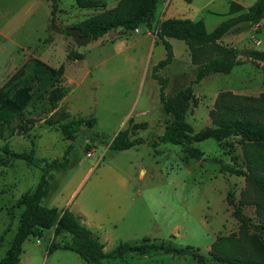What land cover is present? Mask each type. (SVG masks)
Masks as SVG:
<instances>
[{
    "label": "rangeland",
    "instance_id": "1",
    "mask_svg": "<svg viewBox=\"0 0 264 264\" xmlns=\"http://www.w3.org/2000/svg\"><path fill=\"white\" fill-rule=\"evenodd\" d=\"M119 1L84 8L75 0H57L52 16V0H0V87L9 96L26 87L30 95L21 119L0 120V156L34 151L60 160L68 151L69 165L52 172L55 186L42 203L78 215L99 236L106 253L121 243L164 242L204 257L157 249L106 258V264H231L219 260L220 250L215 253L213 246L231 244L235 251L249 253L252 244L264 245V230L253 226L263 224L264 200L245 176L222 172L207 158L218 156L247 169L248 157L264 156V147L257 149L240 136L222 142L210 138L195 144L204 152L195 160L180 145L158 142L166 116L153 66L167 50L152 36L157 23L169 17L203 18L211 31L230 16L231 2L249 7L256 0H162L153 28L141 25L127 34L111 31L85 45L65 32ZM167 40L177 59L160 74L168 78L166 93L172 96L191 82L197 66L190 62L183 40ZM223 42L264 50V20L256 28L224 36ZM55 88L66 93L52 107L49 96ZM224 91L264 95L261 64L246 59L230 73L211 74L194 84L196 102L186 119L194 130L214 125L211 111ZM79 118L96 122L83 123L72 140L61 124ZM129 118L149 123L138 132L151 143L110 148L114 136L129 126ZM41 176L40 169L22 159L0 166V260L17 232L24 197ZM237 206L249 223L238 219ZM74 245L71 234L44 230L41 237L31 236L24 243L18 264H87L71 249ZM259 250L264 254V247Z\"/></svg>",
    "mask_w": 264,
    "mask_h": 264
},
{
    "label": "trees",
    "instance_id": "2",
    "mask_svg": "<svg viewBox=\"0 0 264 264\" xmlns=\"http://www.w3.org/2000/svg\"><path fill=\"white\" fill-rule=\"evenodd\" d=\"M75 1L80 7L101 8L106 6L108 0ZM161 1L120 0L116 7L104 10L75 27L81 29L82 35L90 34L92 39L116 30L127 34L137 30L141 25L153 28ZM185 1L191 3L193 0ZM56 2L57 0H52V16L57 7ZM227 14L230 16L211 31L207 30L203 18L193 20L187 17L164 18L153 30L156 36L155 42H162L167 50L165 58L153 66V77L160 84L159 98L166 116L164 132L157 141L180 145L195 160H201L204 156V152L195 144L210 138L222 142L232 136H240L242 140L257 149L264 147V95L250 97L224 91L216 98L211 111L213 126L196 131L186 120L191 103L196 102L194 84L199 83L204 77L215 73H230L235 66L243 64L246 59L260 63L264 73V50L253 47L239 48L223 42L224 36L251 30L264 20V0H256L249 7L233 1ZM65 32L71 35L68 29H65ZM168 38L183 40L190 50L191 63L197 66L195 77L191 82L172 96L166 93L168 78L160 74V70L171 64L174 59L172 44L167 40ZM65 93L66 91L61 88L51 91L49 100L52 107H56L58 100ZM29 98L26 87L16 89L12 96L4 91V87H0V120L10 122L21 119L23 108ZM95 122V118L72 119L61 124V129L66 131L73 140L83 123L93 126ZM128 122L129 126L114 136L109 144L110 148L123 150L141 143H151V139L140 136L138 132L139 129L148 128V122H134L133 118H129ZM259 156L257 160L248 157L247 169L237 168L218 156L207 158V160L219 164L222 172L245 176L258 192V196L264 200V156ZM14 159L25 160L31 166L40 169L42 176L37 187L24 197L25 208L21 214L17 232L6 255L0 260V264H18L24 243L31 236L41 237L44 230L52 228L56 234L66 232L73 236L75 245L71 249L77 252L87 264H106L104 262L106 258L115 259L130 252L145 254L157 249L166 253L191 254L199 259L204 258L189 247H175L164 242L159 244L121 243L110 252H104V245L99 236L83 224L78 215L68 209L48 207L42 203L55 186L52 172L66 169L69 165L68 151L64 152L60 160L39 157L34 151H6L5 155L0 156V166H7ZM258 206L261 213L260 202ZM235 214L243 223H249V218L239 206L235 208ZM261 214L263 224L253 226L264 230V213ZM258 243V245L252 244L249 253L244 250L235 251V247L231 244L222 249L219 245H214L213 250L215 253L220 250L219 255H216L219 260L231 264H264V254L259 250V247L263 248L264 245L263 242L258 241Z\"/></svg>",
    "mask_w": 264,
    "mask_h": 264
},
{
    "label": "water",
    "instance_id": "3",
    "mask_svg": "<svg viewBox=\"0 0 264 264\" xmlns=\"http://www.w3.org/2000/svg\"><path fill=\"white\" fill-rule=\"evenodd\" d=\"M68 31L73 36L75 42L79 45H85L92 40V36L90 34L82 35L79 27L68 28Z\"/></svg>",
    "mask_w": 264,
    "mask_h": 264
},
{
    "label": "crops",
    "instance_id": "4",
    "mask_svg": "<svg viewBox=\"0 0 264 264\" xmlns=\"http://www.w3.org/2000/svg\"><path fill=\"white\" fill-rule=\"evenodd\" d=\"M152 38H153V40L155 41V34H153V36H152ZM156 43V42H155ZM189 58H190V62H191V57H190V55H189ZM176 59H177V57H176V55H174V59H173V62H175L176 61ZM170 65V64H169Z\"/></svg>",
    "mask_w": 264,
    "mask_h": 264
},
{
    "label": "built area",
    "instance_id": "5",
    "mask_svg": "<svg viewBox=\"0 0 264 264\" xmlns=\"http://www.w3.org/2000/svg\"><path fill=\"white\" fill-rule=\"evenodd\" d=\"M256 28V27H255Z\"/></svg>",
    "mask_w": 264,
    "mask_h": 264
}]
</instances>
